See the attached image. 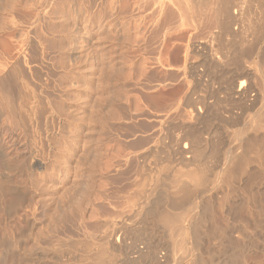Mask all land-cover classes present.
Segmentation results:
<instances>
[{
  "label": "rangeland",
  "instance_id": "rangeland-1",
  "mask_svg": "<svg viewBox=\"0 0 264 264\" xmlns=\"http://www.w3.org/2000/svg\"><path fill=\"white\" fill-rule=\"evenodd\" d=\"M214 5L215 0H0V78L10 83L14 109L0 106V147L9 183L19 189L13 193L5 185L0 192V264H92L87 258L121 219L134 228L125 233L126 244L156 249L164 264L187 263L179 258L188 241L176 244L184 233H168L138 211L156 199L150 191L159 198L170 195L168 179L184 167L176 151L182 133L193 130L204 145L212 140L218 146L221 157L207 158L212 168L234 143L225 139L239 125L227 122L224 86L239 69L224 63L220 52L213 56L215 67L205 63L213 58L208 39L219 31ZM237 25L244 27L238 19L233 31ZM203 95L209 108L197 104L202 112L192 120L190 103ZM28 149L39 162L29 169ZM248 167L251 174L237 175L228 187L214 189L210 182V190H199L208 203L213 200L216 214L214 222L202 217L204 227L220 229L218 238L205 235V260L264 264V173L255 163ZM155 175L167 180L156 184ZM20 188L26 195L18 205ZM139 229L142 236L136 237ZM84 243L93 249L85 258L83 248L79 252ZM110 252L112 264L131 256L123 248Z\"/></svg>",
  "mask_w": 264,
  "mask_h": 264
},
{
  "label": "bare ground",
  "instance_id": "bare-ground-1",
  "mask_svg": "<svg viewBox=\"0 0 264 264\" xmlns=\"http://www.w3.org/2000/svg\"><path fill=\"white\" fill-rule=\"evenodd\" d=\"M215 1H216V6L214 5L215 6L214 11L216 12L215 14L218 17V18H216V21L218 24V30L219 31H218V34H216V35L212 34L208 39L207 44H209V51H212L210 55H211V57H213V56H215V54L217 55V53L220 52V54L222 56L221 57L222 61L224 60V63H227V64H229V66L232 65L235 68L239 69V71L238 72L236 71L237 73L235 75H232L230 78H229V74H228V78L226 79V81H225L226 84L224 86L225 87V91H224L225 92V98H224V104L223 105L224 106L228 105L230 107L225 111L226 115H227L226 116L227 122L229 119V120H232L234 122L236 121L238 123L237 125H239L238 128H234L235 130L231 129V133L228 134L229 138H225V139L227 140V139H230V137H232L234 143H231L233 141L230 142L232 145L228 146L229 148L227 147L226 148L227 150H225L224 153L222 152L223 156H222L221 160H219L220 162H219V164H217V167L212 168V167L208 166L209 164H207L208 163L207 158H212V159L217 158L218 150H216V147L218 148V146L217 145L215 146L214 144H212V140H210L211 141L210 146L208 144L204 145V144H206V142H203L202 138H200V135L197 132H194L193 130H187L185 132L183 131L184 133H182V135L180 134L181 135V137H180L181 145H179V147L176 146L177 147L176 151H177V153H179L184 158V159L182 158L183 163L180 162V163L184 164V167H183V165H182L183 168L180 167L181 172L179 169H176V170H179V172H177V173L175 172V174L173 172V174H171V177L168 179L169 180L168 181L169 186L167 185V187H169L168 190L170 191V195L168 196V195L164 194L163 198H159L158 197L159 194L152 193V191H150L151 193L149 194V196L151 197V195H152V197H153V195H154V198H156V199L153 200V202L151 200H149L151 202H149L147 200V202H145V204H144L145 206L144 207L142 206L143 208L139 207V209L140 208L141 209L138 211V215L141 216L145 221L147 219H150V218H155V221L158 222V224H160L162 226V228L164 227L163 229H165V231H168V233L173 232V231L174 232L178 231V233H179V231H182L184 233L183 234V240H181L182 237H180V238L177 237L181 241H179L178 239L176 240V241H179L181 243V245H178L179 242L178 243L176 242V244L180 248V246H182L183 243L185 244L186 241H188L189 246H186V248L184 249L185 251L182 252L183 254L180 253L181 254L180 256L182 258H179L180 261L186 260V262H187L186 264H228L226 261H224L222 263H216L209 256L208 257L206 256L207 260H205L204 258H201L200 254H202V248H203L202 242L206 238L205 235L207 236V238H213V239H215V237L218 238V236H216V234H217V232H220V229H219L218 225H216V224L213 225V229L211 232H209L207 230V228L204 227V220H205L204 218L208 217V220L210 219L211 221L214 222V220H215L214 215H216V214H212L214 212H211L213 205L210 202L213 200H211L208 203V201L210 199L207 200V198L205 197L206 195L204 196V194L199 193V190H202L203 188L210 190V189H208L210 187V186L208 187L210 182H211L210 185H212L211 187L214 189L219 188L218 187L219 185H221L223 187L222 183H227V185L226 184L225 185L228 187L229 183L232 180H234L235 178H237V175H238V177H240V175L243 176V175L251 174V172L248 169L249 168L248 166L251 163H253V164L255 163L256 165H258L260 167L261 171H263V173H264V0H215ZM203 2H204V0H203ZM194 3H195V1H194ZM199 3H201V2H199ZM198 5H197V7H198ZM1 7H2V5H1ZM192 12H194V10ZM254 17H255V20H254ZM238 19L242 21L244 27L240 26L241 30H239L238 25H237L238 30L233 31L235 27L232 30V25H235L236 21ZM251 19H253V20H251ZM239 23H240V21H239ZM223 34L230 36L233 39H235L237 37L238 39L237 38L235 39V41L237 40L236 44H234V42H233L234 40L233 41L231 40V42H229L230 38H228L229 40L222 39L221 36ZM249 34L251 36L253 35L252 36L253 38H251L252 39L251 41L249 39L247 40L248 37H246ZM207 57H205V58H207ZM219 57H220V55H219ZM207 59H203V60H207ZM213 59H214V57L212 59H208V60L214 61ZM208 60L205 61V63H207V65L210 67H212V66L215 67V64H213V63H218L217 60H215L212 63L208 62ZM6 82H8L7 79H3L2 77L0 78V106L1 105L3 106V104H4V106L9 109V106L12 105V103L9 102V99H10L9 95L11 94L12 90L10 89L11 88L10 83L7 84ZM206 96L207 95H205V96L203 95V96L195 98L193 101H191L190 105H191L192 109L190 111V116H191L192 120L199 119V116L202 112L201 108L203 106H204V108L207 107V104H205V99H207ZM11 97H12V94H11ZM218 100L219 99H217V102H220ZM8 102H9V105H8ZM214 103H216V102H214ZM197 104H200V105L202 104L201 108L198 107ZM6 105H8V106H6ZM207 108H209V106ZM214 108H216V107H214ZM223 109H224V107H223ZM233 109H235V110L237 109V112L233 111ZM10 110H11V108L9 109V111ZM13 110L14 109L12 108L11 111L13 112ZM208 110L209 109H207V111ZM213 111H215V110H213ZM216 114H218V113H216ZM220 114H222V113L220 112ZM224 122L226 123V121H224ZM226 132H225V134L227 135ZM204 139L207 140L208 138L207 139L204 138ZM180 141H179V143H180ZM207 143H208V140H207ZM212 145H213V147H211ZM29 153H32V152H30V150L28 149L27 156H26L27 161H28V165H29L28 169L32 168V166L37 161V159L34 157V155L29 154ZM174 153H175V151H174ZM177 153H176V155H177ZM2 154L3 153H2L1 147H0V160H1L0 162L2 165L1 166L2 169H4V172H2V174L0 173V192H2L1 189L2 188L4 189L5 185L6 186L8 185V189H10V191H13V193H14V191L19 190L17 187L18 184H16V186H15V184L13 182H11V184H14V185H11L9 183V179L7 178L8 172L10 171L7 168V165H9V164L6 165V162H5L6 160H4L5 158H3ZM38 163H36V164H38ZM166 165H167L166 163H165V166L162 165V163H161L160 166L161 167L164 166L166 168ZM158 168H157V171H158ZM9 169H10V167H9ZM214 169H216V170H214ZM211 170H212V172L214 170V175L209 176L208 175L209 172H210L209 174H212ZM26 172H27V168H26ZM159 172L163 174L164 170L163 171L159 170ZM160 173H158L156 175H160ZM253 174H254V172L252 171V175ZM9 176H10V174H9ZM164 176H167V174L165 175V173H164ZM28 178H29V176H28ZM240 178H238V179H240ZM155 179L154 180L156 181V184H157V181L160 183L161 181H159V179H162V178L161 177L157 178V176H156ZM245 180L248 181L247 179H245ZM164 183H165V181H164ZM156 184L154 186L160 185V184H158V185H156ZM162 185H163V183H162ZM154 186H153V188L151 187V190L152 189L155 190ZM215 186H217V187H215ZM226 186H224V187H226ZM162 187H161V189H162ZM165 188H166V186H165ZM165 188H163V189L165 190ZM213 190H211V191H213ZM21 191H23V192L21 194H19L20 196L18 195V193L16 194L15 200L17 198V200H16L17 203L14 202L15 204L20 205L23 202L22 199H24V197H25V196H23V194L26 195V190L21 189ZM207 192H209V191H207ZM4 193H3V195L5 196ZM204 193L206 194V192H204ZM0 195L2 196V194H0ZM21 195H22V197H21ZM162 199H164V202L158 203L159 200H162ZM3 200L4 199H2V201ZM15 204H14V206H17ZM28 208L30 209V207H28ZM202 217H204V218H202ZM213 218H214V220H213ZM210 220H209V222H210ZM184 221H187V223L185 224ZM128 222L129 221H127V222L122 221V219H121V221L116 222L115 224L111 225L107 231V234H106V236H107L106 241L103 239L104 242L100 243L101 246H99L97 248L98 250H96L94 255L92 254L93 256L89 254V251L92 248L91 245H89L90 242L88 244L84 243L83 245H80L81 248L79 246V248H80L79 252L83 248V251L85 253H83L82 256L85 255L87 252V254L90 255V257L87 259L92 260V264H100V263L101 264L102 263L112 264L113 263V253H111V252L107 253V251L109 249H111L112 251L118 252V249L123 248L124 251H126L127 253H129L131 255V256H128V259H126L127 261L135 259L134 261H136L138 263L139 262L143 263V261H145L146 264H164V262H165L164 261L165 260L164 255H162L163 256V259H162V256H158L156 249H149L146 246H137V245H131L130 246L129 244L125 243V239H124L125 233L127 232V234H128V232H130V230L134 231V228H131L132 226L131 227L128 226V225H130V224H128ZM130 223L135 224L134 220L131 221ZM185 225H187V226H185ZM222 227H223V225H222ZM236 230H234V231H236ZM140 232L141 231L139 229V232L135 234L136 237L142 236V234ZM221 232L224 233L223 230ZM175 233H174V235H175ZM170 235H172V234H170ZM174 235H172L173 238L171 240H170L171 237L168 236L169 240L172 241L171 244H173V242L175 243V241H173L176 239V238H174ZM131 236H133V235H131ZM182 241H183V243H182ZM94 242L92 244H95ZM78 243H76V244L78 245ZM185 245H183V246H185ZM70 246H71V244H70ZM74 246H76V245H72L71 248L73 249ZM173 246H174V244L172 245V248H173ZM76 247H78V246H76ZM64 248H66V247H64ZM69 248H67L66 250H69ZM174 248H175V246H174ZM75 249H77V248H75ZM192 249H194L196 251V254H194L193 252L192 253L189 252V251H192ZM91 250H93V249H91ZM94 250H95V248H94ZM171 253H172V251H171ZM74 255L76 256V254H74ZM86 255H85V257H86ZM77 257H78V255H77ZM232 257H234V256H232ZM16 258L18 261H21L20 259H23V256L16 257ZM79 258H82V257H79ZM79 258H78V260H79ZM172 258H173V256H172ZM202 259H204V260H202ZM235 259L236 258L234 257V259H232V261H229V262L232 263L233 260H235ZM125 261L123 264H125ZM236 261H234V262H236ZM120 262H122V261H120ZM176 263H178V262H176Z\"/></svg>",
  "mask_w": 264,
  "mask_h": 264
}]
</instances>
